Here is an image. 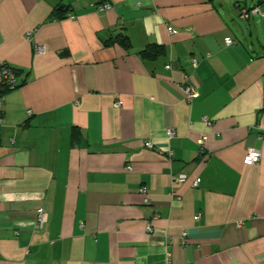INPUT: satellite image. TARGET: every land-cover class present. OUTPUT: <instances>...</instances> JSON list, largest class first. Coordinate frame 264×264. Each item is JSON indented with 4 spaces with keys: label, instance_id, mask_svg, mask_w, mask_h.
<instances>
[{
    "label": "crops",
    "instance_id": "0c3cea01",
    "mask_svg": "<svg viewBox=\"0 0 264 264\" xmlns=\"http://www.w3.org/2000/svg\"><path fill=\"white\" fill-rule=\"evenodd\" d=\"M110 1L0 0V264H264V0Z\"/></svg>",
    "mask_w": 264,
    "mask_h": 264
},
{
    "label": "built area",
    "instance_id": "2783aa9c",
    "mask_svg": "<svg viewBox=\"0 0 264 264\" xmlns=\"http://www.w3.org/2000/svg\"><path fill=\"white\" fill-rule=\"evenodd\" d=\"M96 9L98 13H105L112 9V3L110 0H98ZM250 15L264 16V14L261 13L260 8H254L250 12L246 10L243 11L242 17L244 19H248ZM169 32L174 33V34L177 33L176 31L172 29H169ZM32 33L33 32L28 33L29 40H31L33 37ZM234 43L235 42L232 39L226 40V44L229 46L233 45ZM36 49L39 54H45L44 47L37 46ZM167 68L170 69L171 66H168ZM20 87H21V80H20L19 72L16 69H14L8 62L0 60V141H1V132L5 125L4 105H5L6 97L10 92L17 90ZM184 94H185L186 100L188 101H193L200 97V93L190 86H187L186 88H184ZM121 106H122L121 102H117L115 104L116 108H120ZM29 114L30 115L32 114L31 111H29ZM204 121L208 122L209 120L208 118H204ZM166 134L169 140L173 139L176 135L174 130H168ZM206 140H207L206 137H202L201 139L198 140V144L200 145V147L202 148L205 147ZM12 142L14 143V141ZM145 147L152 150L155 148V145L152 142H146ZM170 155H172V152L170 153ZM261 159H262V153L260 151L255 150V149H250L248 150L246 156L244 157L243 162L247 166H254L256 164H259ZM128 169L130 170L131 168H128ZM174 180L177 182H184L186 180V176L179 175L177 178H174ZM198 185H199V180H197L194 183V186H198ZM140 194L143 197L144 204L148 205L150 203L149 189L146 187H142L140 189ZM47 223H48L47 212L44 211L43 209H39L37 211V216H36L37 229L39 230L44 229ZM152 230H153L152 226L149 225L148 232L151 233Z\"/></svg>",
    "mask_w": 264,
    "mask_h": 264
},
{
    "label": "trees",
    "instance_id": "16d2710c",
    "mask_svg": "<svg viewBox=\"0 0 264 264\" xmlns=\"http://www.w3.org/2000/svg\"><path fill=\"white\" fill-rule=\"evenodd\" d=\"M126 46H128V45H126ZM142 56H143V57H149L150 55H149L146 51H144V52L142 53Z\"/></svg>",
    "mask_w": 264,
    "mask_h": 264
},
{
    "label": "rangeland",
    "instance_id": "374dc122",
    "mask_svg": "<svg viewBox=\"0 0 264 264\" xmlns=\"http://www.w3.org/2000/svg\"><path fill=\"white\" fill-rule=\"evenodd\" d=\"M251 20L253 21V18H252ZM256 20H257V19H256ZM252 21H251V22H252ZM263 24H264V23H263ZM255 47H256V48H258V44H256V46H255Z\"/></svg>",
    "mask_w": 264,
    "mask_h": 264
}]
</instances>
